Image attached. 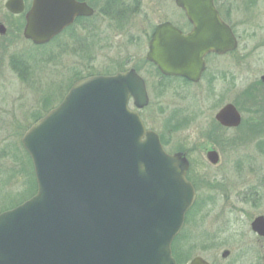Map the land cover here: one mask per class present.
I'll list each match as a JSON object with an SVG mask.
<instances>
[{
	"label": "water",
	"instance_id": "obj_1",
	"mask_svg": "<svg viewBox=\"0 0 264 264\" xmlns=\"http://www.w3.org/2000/svg\"><path fill=\"white\" fill-rule=\"evenodd\" d=\"M206 1L178 3L195 24L191 34L182 36L169 23L154 30L146 59L164 76L197 81L206 53L235 48L230 29ZM5 9L21 14L24 4L7 0ZM92 14L75 0H32L22 35L44 45L76 17ZM130 97L135 110L128 108ZM147 103L144 81L133 69L90 76L30 126L21 143L37 190L0 213V264H176L171 244L194 192L184 154L168 155L157 134L145 132L138 110ZM216 120L235 127L240 115L227 105ZM216 155L209 153L212 162ZM252 227L264 234V219Z\"/></svg>",
	"mask_w": 264,
	"mask_h": 264
},
{
	"label": "rangeland",
	"instance_id": "obj_2",
	"mask_svg": "<svg viewBox=\"0 0 264 264\" xmlns=\"http://www.w3.org/2000/svg\"><path fill=\"white\" fill-rule=\"evenodd\" d=\"M5 1L0 0V23L5 28L4 35H0V212L13 208L31 186V178L26 175L16 148H21L20 140L25 131L57 106L77 79L133 69L146 83L148 103L138 110L141 121L165 142L163 149L167 152L187 153L192 176L195 175L199 186L203 187L202 196L214 197L217 202L221 201L218 196L230 198L238 212L227 217L230 222L238 221L234 228L239 225L240 229L236 228L235 232L245 237L252 215L264 211V118L253 117L259 106L262 114L258 115L264 116L260 101L264 92L253 85L257 74L264 72V26L237 27L241 41L236 55L224 57L218 63L210 61V68L227 70L225 78L229 80L224 83L220 78L213 87L203 81L190 88L182 80L163 76L145 58L147 44L145 47V41L139 36L141 21L151 23L146 26L149 31L157 23L158 0H144L145 14L137 11L131 16L127 34L115 26L112 15H102L104 9L108 11L105 0H89L98 15L84 23L81 31L76 28L67 38L59 35L49 44L38 47L23 38L22 20L5 10ZM233 2L238 7L244 4L241 0ZM136 5L138 10L142 9V4ZM116 6L121 9L122 4ZM167 8L170 15L171 7ZM227 102L243 109L241 127L225 129L217 123L222 129L214 125L215 113ZM128 108L136 109L131 97ZM204 144L214 145L222 154L217 169L206 167L201 153ZM213 179L215 183H211ZM218 183L222 187H215ZM237 193L260 202L257 207L245 202L234 203ZM240 210L247 215L243 216ZM190 220L188 218L184 227H191ZM227 238L228 245L235 246L239 242L235 236ZM248 250V254H254L251 248Z\"/></svg>",
	"mask_w": 264,
	"mask_h": 264
},
{
	"label": "flooded vegetation",
	"instance_id": "obj_3",
	"mask_svg": "<svg viewBox=\"0 0 264 264\" xmlns=\"http://www.w3.org/2000/svg\"><path fill=\"white\" fill-rule=\"evenodd\" d=\"M77 2H84L88 6H90L93 9V15L91 17H78L75 18L73 23L65 28L61 35H64L65 38H67L66 35H72L76 28H84L86 22L90 21L89 19H92L93 17L98 15V10L95 9V6L92 7L89 4V0H75ZM160 8L156 7V10L160 14L157 15V23L152 26L151 30L149 31L146 27L147 25L151 26V23L147 21H141V32L139 34L140 39L142 41H145V47L147 44V52L145 53V58L147 57L148 53V46L149 41L151 39L152 33L154 29L158 25H162L164 23H169L172 28L176 29L180 32L182 36L189 35L193 32L195 28L194 22H192L189 18L188 12L185 8L180 6L178 3L180 0H158ZM157 1V2H158ZM200 2V0H198ZM204 2H207L206 0H202ZM211 5L213 7V11L216 13V16L218 20L227 26L232 35L235 38L236 46L233 50L226 51V52H216V51H210L206 53L202 60L204 61V69L202 73L200 74L197 81L189 80L184 77H178L173 76L172 78H175L176 80H182L185 83H187L190 87L194 85L201 84L203 81H206L208 84V87H213V83H216L217 80L220 78V82H226L227 78L225 76L227 75V70L220 71L218 69L210 68L209 64L211 60L216 61V63L223 60L224 57L236 55L235 52L237 51L240 39L241 37L237 34L236 28L237 27H248V24H251L250 26L259 25L264 26V0H241L244 4L242 6H235V3L233 0H210ZM24 4V10L27 11L28 8L31 5V0H22ZM131 4L129 8H124L128 3ZM144 0L138 1V0H131L129 2H126L125 0H105L104 4L107 6L108 11L104 9L102 11V15L110 14L112 15V19L116 20L115 26L122 31L123 34H127V29L130 27V19L131 16L137 12L140 11V15L142 13L145 14L143 11L144 8ZM194 2V0H189V3ZM117 3L122 4L118 9V6H116ZM137 3L140 5L142 4V9L137 7ZM201 5V3H200ZM111 6H115L116 8L114 10H111ZM192 7L196 8V5L191 4ZM167 7H171L170 15L168 14ZM166 8V9H165ZM199 15H203V7H199ZM115 11V12H113ZM154 12V11H153ZM252 13L251 16H247L246 14ZM11 15V14H10ZM155 15V14H154ZM20 17L22 20V25L24 26L25 20V12L19 15H13ZM205 22L208 24L210 23L209 20H206L204 18ZM1 24V23H0ZM253 24V25H252ZM3 25V23H2ZM220 25L218 23H214V26ZM220 30H217V36L220 38ZM235 59L238 61L240 60V57L235 56ZM212 61V63L214 62ZM237 71V69H236ZM248 74V73H247ZM257 74V72H256ZM233 76H237L236 74H233ZM254 77V76H253ZM143 78V77H142ZM256 80L253 81V85L258 87L259 91L263 94L264 92V72L255 77ZM145 81V79L143 78ZM146 84V83H145ZM192 88V87H190ZM257 98V96H256ZM261 104L264 106V97L260 100ZM227 105H232L238 114L240 115V123L238 126H235V128H239L242 125V117H243V109L240 107H236L232 102H227L223 106H221L217 112L214 115V125L217 126V128H222L223 126H219V122L216 121V115L219 113L221 109H223ZM262 108L259 106L258 109H255L254 118H264L262 117ZM260 114L258 115V113ZM219 125H218V124ZM225 129L232 128L224 126ZM223 129V128H222ZM163 146L166 148L164 143L162 142ZM170 151V150H169ZM216 152V162H212L209 158L210 152ZM175 153H181L184 154L188 161V181L192 185V188L194 190L195 198L194 203L191 206V208L188 210L185 216V222L184 226L188 221V218H191L189 225L191 227H184L181 229V231L174 237L172 242V256L175 260L176 264H192L194 261H196V264H264L263 257H264V234L260 233L259 231L255 230L252 227V223L259 219H264V211L254 213L252 218L250 219L248 229L249 231L245 232L244 234L240 233L238 234L237 231L235 232L236 228H239V225L234 228L238 224V221H232L228 219L227 215L233 214L234 212H238L236 207L232 205V202H230V198L226 196H218V198L221 200L220 202L215 201L216 198L214 197H207L202 196L201 191L203 187L199 186V181L197 180V177L192 176L193 169L190 170V160L188 159L187 153L182 150H176L175 152H171V154ZM201 153L203 154L206 162V167L217 169L221 165L222 161V154L217 150V148L214 145H207L204 144L201 147ZM195 166V164H194ZM193 164L192 167L194 168ZM202 166V165H201ZM200 166V167H201ZM204 167V166H203ZM217 174V173H216ZM218 175V174H217ZM198 176V174L196 175ZM204 176V175H203ZM206 176V175H205ZM204 176V177H205ZM196 178V179H195ZM214 181H211L215 183ZM210 183V184H211ZM202 185V184H201ZM215 187L219 188L222 187L221 184H217ZM217 192L220 193V190L217 189ZM246 196H241L237 193L236 196H234V203L235 202H245L249 204H254L253 207H257L259 202L257 198H249L246 199ZM241 213H243V216H246L247 214L244 213L243 210H240ZM204 218V220H202ZM238 220V219H235ZM201 226V227H200ZM208 226V227H207ZM230 235V236H229ZM235 236L237 238L238 244L233 246L228 245L229 238ZM246 238V239H245ZM251 248V251H254L253 255L248 254L250 252L248 249ZM221 252V253H220ZM220 253V256H219Z\"/></svg>",
	"mask_w": 264,
	"mask_h": 264
},
{
	"label": "trees",
	"instance_id": "obj_4",
	"mask_svg": "<svg viewBox=\"0 0 264 264\" xmlns=\"http://www.w3.org/2000/svg\"><path fill=\"white\" fill-rule=\"evenodd\" d=\"M83 78V77H82ZM162 142L165 144V142L162 140ZM21 146V144H20ZM17 148V152L20 156V160L22 162V164H24V170L26 172V175L29 177V180L31 178V182H30V188H29V192L26 196H22L18 202L16 201V203L13 204L14 205H18L21 202H23L24 200L28 199L29 197H31L35 192H36V183H35V178H34V174H33V169H32V165H31V161L29 156L27 155V153L25 152V150H23L22 146L21 148L19 146H16ZM22 195V194H21Z\"/></svg>",
	"mask_w": 264,
	"mask_h": 264
}]
</instances>
